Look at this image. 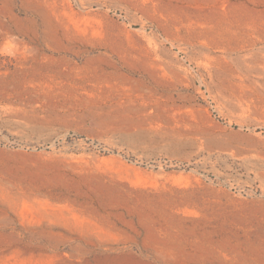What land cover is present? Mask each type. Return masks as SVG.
Wrapping results in <instances>:
<instances>
[{
    "label": "rangeland",
    "instance_id": "1",
    "mask_svg": "<svg viewBox=\"0 0 264 264\" xmlns=\"http://www.w3.org/2000/svg\"><path fill=\"white\" fill-rule=\"evenodd\" d=\"M0 264H264V0H0Z\"/></svg>",
    "mask_w": 264,
    "mask_h": 264
}]
</instances>
